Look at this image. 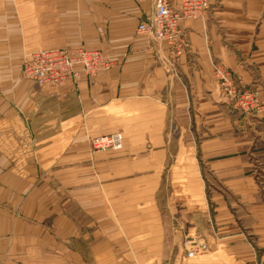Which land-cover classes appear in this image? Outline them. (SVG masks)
Returning <instances> with one entry per match:
<instances>
[{
	"label": "crops",
	"instance_id": "1",
	"mask_svg": "<svg viewBox=\"0 0 264 264\" xmlns=\"http://www.w3.org/2000/svg\"><path fill=\"white\" fill-rule=\"evenodd\" d=\"M211 2L175 56L137 32L152 1L0 0V264H177L184 237L208 246L188 264H264V0ZM77 47L110 68L23 77L26 55ZM211 61L263 108L235 110ZM115 132L121 151H92ZM180 167L188 188L162 189Z\"/></svg>",
	"mask_w": 264,
	"mask_h": 264
},
{
	"label": "built area",
	"instance_id": "2",
	"mask_svg": "<svg viewBox=\"0 0 264 264\" xmlns=\"http://www.w3.org/2000/svg\"><path fill=\"white\" fill-rule=\"evenodd\" d=\"M152 1L154 12L147 21L140 22L137 32L146 35L160 47L166 46L171 54L182 55L189 43L182 31L184 21L202 19L211 8V0H182L175 6L172 0ZM213 62V61H212ZM109 58L99 50L77 47L74 49L52 48L35 51L25 56L22 75L35 84L55 88L68 81H76L82 74L94 77L110 68ZM214 78L221 93L240 110L253 113L263 108L258 93L248 89L233 73L217 62H213ZM124 147L122 133L115 132L91 140L93 152L121 151ZM186 258L193 259L205 253L208 246L194 237L184 242Z\"/></svg>",
	"mask_w": 264,
	"mask_h": 264
},
{
	"label": "rangeland",
	"instance_id": "3",
	"mask_svg": "<svg viewBox=\"0 0 264 264\" xmlns=\"http://www.w3.org/2000/svg\"><path fill=\"white\" fill-rule=\"evenodd\" d=\"M214 62V61H213ZM213 62L211 61V67H212V77H213V79H214V81H215V78H214V66H213ZM216 83V82H215ZM217 84V83H216ZM217 88L219 89V87L217 86ZM220 91V90H219ZM221 93V92H220ZM221 95L223 96V97H226L223 93H221ZM227 98V97H226ZM229 101H230V99L229 98H227ZM234 108H235V110H237V111H239L241 114H248V113H246V112H244V111H242V110H240L238 107H236L235 105H234ZM187 169L188 168H184V167H180L179 169H178V175H177V177H174V176H171L170 174V176H168V178L166 177V181L163 183V187H162V189H165L166 191H168V190H170L171 189V185H173L175 188H177V190H181V189H184V188H188V184L190 185V183H188L187 181H184V180H186V178H187V174H189V169H188V171H187ZM180 174V175H179ZM171 178H174V179H171ZM167 179H169V181H167ZM196 184H197V181H195V183H194V186H196ZM161 188V187H160ZM184 195V194H183ZM184 201H185V198L183 199ZM186 239H187V237H184V239H183V244H184V242L186 241ZM167 251H169V250H167ZM167 253V252H166ZM175 253H179V259H178V262H177V264H188V260H187V258H186V254H185V252H184V250L182 249V247H181V251H177V252H175ZM163 264H171V263H169V262H167L166 261V263H163Z\"/></svg>",
	"mask_w": 264,
	"mask_h": 264
}]
</instances>
